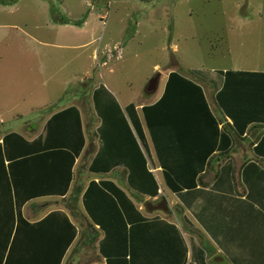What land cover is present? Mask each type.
<instances>
[{"label":"rangeland","instance_id":"1","mask_svg":"<svg viewBox=\"0 0 264 264\" xmlns=\"http://www.w3.org/2000/svg\"><path fill=\"white\" fill-rule=\"evenodd\" d=\"M64 19L78 23L65 25ZM84 20L88 23L79 28ZM0 24V131L33 132L40 136L34 143L28 135L19 136L27 145L42 149L52 144L53 138L58 145L71 142L70 137L80 139L87 152L77 164L75 161L74 178L79 173L87 179L102 176L90 169L93 163L108 168L131 158L137 177L147 186L153 179L155 187V174L151 179L143 165H148L150 155H163L160 146L175 152L167 161L169 165L183 157L184 131L198 130V121L190 115L194 106L176 101L175 88L170 86L165 98L173 102L171 99L169 105L162 106L168 114L151 118L149 111L140 110L151 119L149 125L144 119L152 142L150 155L149 147L141 141L139 127L134 128L129 118V108L159 96L164 74L170 69L181 78L196 81L202 95L203 88L209 91L208 87L213 86L208 76L223 69L264 70V0H0ZM75 44L83 45L76 48L72 46ZM157 74L156 91L147 93L148 80ZM201 98L199 102L205 101L204 96ZM208 122L211 127L212 116ZM60 150L58 154L63 153ZM18 185L22 190V182ZM83 185L79 184L80 189ZM11 190L13 184L7 183L6 191ZM80 198L71 212L72 220L66 216L67 227L63 225L75 234L72 248L65 253L71 261L80 255L85 259L83 253L88 257L97 255V247L87 236L80 244L79 236L89 228L81 217ZM58 201L47 203L64 207L71 202ZM19 206L15 216L0 218V228L8 223L9 230L15 229L16 245L10 243V238L8 264L13 252L30 253L31 246L23 250L17 246L20 232L39 230L33 224L24 225ZM146 208L144 203L142 209ZM51 233L37 234L39 242L48 243L49 259L66 249V244H60L58 232ZM6 243L7 239L0 243V253H5ZM40 252L46 251L40 246Z\"/></svg>","mask_w":264,"mask_h":264},{"label":"crops","instance_id":"2","mask_svg":"<svg viewBox=\"0 0 264 264\" xmlns=\"http://www.w3.org/2000/svg\"><path fill=\"white\" fill-rule=\"evenodd\" d=\"M87 23L88 21L84 20L79 28ZM1 27H3L2 24H0ZM76 28L82 30L77 26ZM81 45L83 44L72 46L80 48ZM104 47L109 48V44H105ZM172 71L174 70L170 69L164 74L165 81L159 96L151 102H137L135 106L129 108V118L134 122V128L139 127L142 134L141 141L147 149L152 142L145 121L149 125L151 119L148 118V114H143L140 110L150 112L151 110L146 107H152L149 115L151 118L160 113L168 114L167 108L162 106L169 104L172 98H163L162 94L165 92L169 73ZM263 75L264 70L223 69L211 77L208 76L209 80L212 79L213 86L208 87L209 91L203 88V96L214 118L217 114L215 124L219 135L216 145L213 150L210 149L211 136H207V132L202 130L200 124L203 120L209 126V117L202 113L199 120L194 119V122L198 121V130L184 131L186 134L182 149L184 155L178 160V163L182 164L179 169H186L184 176L177 178L179 176H176L168 167L167 161L170 155L175 154L173 150H165L160 146L163 155L157 154L154 158L150 155L149 147L150 158H148V165L147 163L143 165L144 173L149 174L151 179L152 173L155 174L158 180L155 187L153 179L150 180L151 186H147L137 177L131 158L117 162L113 166L110 165L109 169L102 170L101 167L98 168L100 170L94 171L103 173L102 176L87 179L86 175L79 173L74 178L72 171L75 161L77 164L78 159L87 152L83 142L79 151L70 150L74 161L68 170L69 162L57 158V153L51 154L48 158H41L40 152L44 148H40L39 145H27L24 137L19 136L20 133L23 134L22 136L28 135L34 143L40 139L37 134L33 132L31 134L30 131L11 132L15 133L11 136L8 131H0V218L15 216L19 203L24 225L29 227L33 224L39 227V230L35 232L30 229L20 232L17 246H21L22 250L24 246H31L30 253L13 252L9 264H167V261L162 258L129 256L137 244L131 241L135 230L134 225L142 220L154 219L172 223L179 229L187 246L184 264H217L213 256L208 255L201 247L196 237L185 230L186 225L198 228L205 233L215 247L214 255L224 264H264V130L261 127L264 125ZM214 81L215 84H213ZM192 99L193 104H200L197 97ZM189 101L187 99L186 104ZM158 103L162 104L158 105ZM190 115L193 116L192 113ZM86 130L84 126V131L88 134ZM177 135L183 137L181 132ZM10 136L11 139H8ZM13 138L19 140L13 141ZM222 153L224 155H221ZM63 157L67 159V156ZM192 169L199 170L197 175L192 176L188 172ZM161 177L163 182L160 181ZM91 180L100 184L104 182L105 187L110 183L118 190L113 192L116 206L110 217L111 230L102 228L95 219L98 214L94 217L86 207L83 193ZM19 182H22V190L18 185ZM7 183L13 184V190L10 193L6 191ZM79 184H84L79 194L83 208L81 217L87 224L92 222L96 229H83L81 237L79 236L82 240L80 244H83L87 236L97 247L95 250L97 255L88 257L83 253L82 256L85 259L80 255L76 261H71L66 259L68 255L66 256L65 253L70 246L72 248L75 234H71V230H65L63 225L67 227L66 216H69L68 220H72L71 212L75 209L76 202L73 204L68 202L64 207H58L60 203H57L56 207H50L47 202L49 200L57 202L59 199L58 202L63 203V197L70 199L68 196L72 188ZM155 190H157L156 194L153 193ZM138 195L140 202L137 203ZM158 198L164 200L160 209L153 204V201ZM42 199L45 201L43 202ZM144 203L147 204L145 210L142 209ZM138 210H141V213ZM102 213V218L107 216L104 210ZM106 220L109 221V217ZM10 227L7 223V226L0 228V243L4 239L8 240L5 253H0L2 256L0 264H8L7 251L11 249L8 245L9 239L11 238L10 243L14 244L13 246L16 245L15 229L9 230ZM53 231L58 232L60 244L62 246L66 244V249L58 257L49 259L48 243L39 242L37 234L42 232L50 236ZM71 235V239L68 240ZM40 246L46 251L44 254H41ZM138 246L145 248L146 244L138 243ZM101 249L111 250L112 257L106 255Z\"/></svg>","mask_w":264,"mask_h":264},{"label":"trees","instance_id":"3","mask_svg":"<svg viewBox=\"0 0 264 264\" xmlns=\"http://www.w3.org/2000/svg\"><path fill=\"white\" fill-rule=\"evenodd\" d=\"M64 23H78V21H71L69 19H64ZM212 82V80H209ZM216 82L214 81L213 84ZM175 88L173 91V94L175 95V100L177 101V98H182L178 99L181 104L189 105V106H194L191 108L193 116L199 120L202 117V113L206 114L211 118L212 116V126L208 127L205 123V121H200V124L202 125V130L207 132V136H211V147L210 149L213 150V147L216 145V139L219 135V130L216 126V117L211 114V111L209 107L206 106V102L201 100V102L198 101L200 97L203 99L202 95V90L200 85H198L195 81H191L188 78H181L175 71H172L169 73V77L167 80V84L165 87V92L163 94V98H165V95L167 94L168 89L170 88ZM197 97V101L200 103V105L193 104V99ZM167 98V97H166ZM169 98V97H168ZM189 99L190 101L186 104V100ZM183 100V101H182ZM173 102V99H172ZM162 104V103H158ZM157 105V106H158ZM169 105V104H167ZM146 109L151 110L152 112V107H146ZM161 114V113H160ZM220 120V119H219ZM221 121V120H220ZM153 124V123H152ZM263 127L262 129L264 130V125H261ZM11 136L15 135V133H11ZM72 139L71 142H63V145H58L57 139L53 138V143L45 147L42 152L40 157L41 158H48L51 154H56L59 149H63L60 151H63V153L58 154L57 158H62V161L69 162L68 164V170H70L72 163L74 161V156L70 152L72 149L73 151H77L81 145L80 139L70 137ZM209 141V140H208ZM58 145V146H57ZM67 146V147H66ZM47 150V151H46ZM209 153V152H207ZM67 156L63 157V156ZM205 155V154H204ZM209 154H207L208 156ZM221 155H224L222 153ZM206 157V156H204ZM56 158V155H55ZM203 163V162H202ZM181 162L178 163L177 161H173L171 165L168 164V167L172 172L176 175L179 176L177 178H180L181 175L184 176L186 174V169H179L181 166ZM94 168H90L92 171H98L102 167V170L109 169L106 168L105 166H95V163L92 164ZM110 166V165H109ZM198 169H192L189 170L188 172L192 175L195 176L197 175ZM184 173V174H183ZM68 185V184H67ZM105 183L102 182L101 184L95 180H91L85 189L83 196H84V202L86 204V207H88L89 212L94 215H97L95 217L96 222L99 223V225L104 228L105 230H111L112 228V223H111V214L112 211L115 209L114 206L115 204V199H114V191H118L115 186L112 184L108 183L107 187H105ZM190 187V186H189ZM66 189V186H65ZM82 189H80L79 185H76L72 188L71 194L68 196L70 198L71 203H75L79 194L81 193ZM154 194L157 193V190L153 192ZM153 194V195H154ZM66 196L63 197L65 199ZM157 208L162 207V198H158L157 200ZM167 207V206H166ZM74 209V208H72ZM168 211V208H166ZM102 210L106 212V215L104 218H102ZM102 213V215H101ZM101 216V217H100ZM100 217V218H99ZM109 217V221L106 220ZM140 218V215H139ZM90 229L96 230L94 224L92 222H89L87 224ZM185 230H187L189 233H192L196 239L198 240L199 244L201 247L207 252L208 255L213 256L214 262L217 264H224L223 261L220 260L219 257L215 256V247L211 243V241L207 238L204 232L201 230H198V228H193V227H188L187 225L184 226ZM134 235L132 236V243H137L136 248H134L131 253L130 257H147V258H162L163 260L167 261V264H184V260L186 259V254H187V246L184 243V240L182 238V235L179 231V229L176 227V225L172 223H168L166 221L160 220V219H154V220H142L137 222L134 227ZM109 232V231H108ZM95 234H93L94 236ZM95 239V238H94ZM138 243L146 244V247L143 248V246H138ZM103 250V249H101ZM103 252L112 257V251L111 250H103ZM107 257V258H110ZM1 263V261H0Z\"/></svg>","mask_w":264,"mask_h":264},{"label":"water","instance_id":"4","mask_svg":"<svg viewBox=\"0 0 264 264\" xmlns=\"http://www.w3.org/2000/svg\"><path fill=\"white\" fill-rule=\"evenodd\" d=\"M158 77H159V75L157 74V75L151 77L148 80V82H147V84L145 86V91L147 93H151V92L156 90V87H157V84H158Z\"/></svg>","mask_w":264,"mask_h":264}]
</instances>
